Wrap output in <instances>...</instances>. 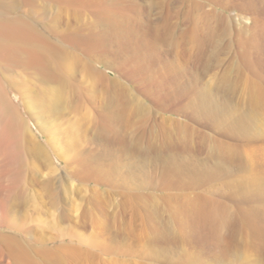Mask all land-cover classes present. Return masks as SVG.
<instances>
[{
    "label": "rangeland",
    "instance_id": "1",
    "mask_svg": "<svg viewBox=\"0 0 264 264\" xmlns=\"http://www.w3.org/2000/svg\"><path fill=\"white\" fill-rule=\"evenodd\" d=\"M0 88V264H264V0H0Z\"/></svg>",
    "mask_w": 264,
    "mask_h": 264
},
{
    "label": "bare ground",
    "instance_id": "2",
    "mask_svg": "<svg viewBox=\"0 0 264 264\" xmlns=\"http://www.w3.org/2000/svg\"><path fill=\"white\" fill-rule=\"evenodd\" d=\"M4 92L5 91H3L0 88V122L5 121V120H10L9 121L10 125H9V128H8V133H11L13 135L12 138L14 140L15 147L17 149H19V140H18V138L20 136H19V132L18 131H19V128H22V127H20L22 125V121H21V118H20V116L18 114L17 108L15 106H13L9 102V100L7 99V97L4 94ZM28 135H30V134H28ZM21 138H19V139H21ZM15 158L16 157L14 155V159ZM17 159H19V152H17ZM18 181L21 182L20 178H19ZM7 197H9V196H7Z\"/></svg>",
    "mask_w": 264,
    "mask_h": 264
}]
</instances>
